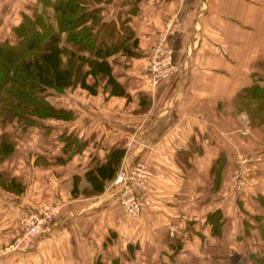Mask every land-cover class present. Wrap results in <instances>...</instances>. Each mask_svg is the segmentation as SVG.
Returning <instances> with one entry per match:
<instances>
[{"label":"crops","instance_id":"0c3cea01","mask_svg":"<svg viewBox=\"0 0 264 264\" xmlns=\"http://www.w3.org/2000/svg\"><path fill=\"white\" fill-rule=\"evenodd\" d=\"M36 1L8 5L13 19L0 25V38L16 40L12 27ZM120 1L107 12L127 19L140 51L110 57L128 95L83 88L90 104H63L76 115L62 125L82 140L78 151L73 143L63 149L54 124L17 130L14 150L0 162V249L41 201L64 208L33 249L0 264H225L256 248L243 219L264 212L257 198L264 194V122L253 123L237 103L245 88L264 83V0H136L135 10ZM176 15L180 26L168 38L176 70L157 83L146 74L150 48ZM115 146L125 148L115 174L136 158L152 168L139 217L123 213L114 193L83 192ZM239 157L243 191L234 205ZM215 209L223 212L219 233L207 221Z\"/></svg>","mask_w":264,"mask_h":264},{"label":"trees","instance_id":"16d2710c","mask_svg":"<svg viewBox=\"0 0 264 264\" xmlns=\"http://www.w3.org/2000/svg\"><path fill=\"white\" fill-rule=\"evenodd\" d=\"M103 10L96 0H37L32 12H23L21 21L12 27L16 40L0 38V162L17 144L16 137L7 128L15 120L21 130L49 122L51 118L72 120L75 114L71 108L51 100L53 88L80 85L96 93V80L102 77L104 89L128 95L115 77L109 57L120 50L130 54L129 42L121 46L115 43L117 46L111 48L104 42V36L121 33L123 41L132 36V28L126 18L106 19ZM259 65L264 70V59ZM89 75L95 77L94 82L88 80ZM237 110H246L252 122H264V83L256 81L245 88L240 93ZM66 132L62 131L59 136L64 138ZM71 138L66 137L64 150L70 149ZM82 144L74 145L71 152L81 149ZM124 153V147L111 148L105 163L97 167L99 175L91 177L92 186L85 192L102 191L105 181L114 176ZM6 179L1 177V182L5 183ZM257 198L264 206V194ZM207 221L212 231L219 233L224 221L222 210L210 211ZM243 225L246 235H253L256 230L259 248L247 256L229 258L226 264H264V212L245 217Z\"/></svg>","mask_w":264,"mask_h":264},{"label":"rangeland","instance_id":"374dc122","mask_svg":"<svg viewBox=\"0 0 264 264\" xmlns=\"http://www.w3.org/2000/svg\"><path fill=\"white\" fill-rule=\"evenodd\" d=\"M15 0H9V1H6V0H0V8H2V10H0V25H4V26H9L11 24V19L12 18V14L11 16L8 15L10 14L9 12L12 11L11 8L8 9V5H12V4H15L16 2H14ZM120 1V0H119ZM117 1V2H119ZM114 0H96V3L98 4H101L103 6V14H104V17L107 19V18H112V17H115V16H110L111 14H109L107 11L108 10H111L110 7L113 6L114 4ZM116 2V4H117ZM120 2H123V3H127L128 4V7L130 9H133L135 10L137 8V1L136 0H123V1H120ZM134 2V3H133ZM12 3V4H11ZM115 6V4H114ZM8 10V11H7ZM7 11V13H6ZM111 13V11H110ZM116 13L117 14H120L119 11L117 12L116 10ZM122 18V17H121ZM124 19V18H123ZM171 26L168 27L167 29H162L159 33H158V37L156 38L155 42L153 43V45L151 46L150 48V57H148L149 61H148V68H150L152 70L153 67L157 68V69H154L155 73L158 75H161L164 70L163 68L157 66L156 64V60L159 58V57H162V56H166L170 59H168L170 61V63L174 64L173 63V49L172 47L169 45L168 43V38H169V34L177 29L179 26H180V20L178 18V16L176 15L175 16V19H173V21H171ZM3 23V24H2ZM119 25V24H118ZM124 26V25H122ZM131 27V26H130ZM125 32V31H124ZM133 32V31H132ZM128 33V32H127ZM132 36L130 35V37L126 40H123L122 41V36H121V33L118 34H114V36H110V35H105L104 36V42L107 43L108 46H113V47H116L117 45L115 43H117L118 45H124L125 42H129V45H130V54H137V53H140V51L138 49H135L136 48V39L133 35V33H131ZM4 35V34H2ZM126 35V34H125ZM120 38V39H118ZM116 41V42H114ZM155 47H156V50H155ZM112 48V47H111ZM110 49V48H109ZM119 52H124L122 50H120ZM111 57V55H110ZM109 57V58H110ZM122 58L121 56L117 55L116 58ZM114 59V58H112ZM123 59V58H122ZM159 65V64H158ZM159 67V68H158ZM175 71V70H174ZM153 72V71H152ZM173 72V71H172ZM171 73V72H170ZM159 79V78H158ZM158 79H157V83H158ZM88 80L89 81H92L94 82L95 81V77L92 76V75H89L88 76ZM97 92L98 91H101L103 88H104V79L102 77L98 78L97 80ZM51 94H50V98L53 102H55L57 105H63L64 103H69V101H73V102H77L78 104L80 102H82V104L84 106H86V104H90L86 98H88V95L85 94L84 97H82V92L83 91V87H81L80 85H76V86H68L66 88H53L51 90ZM87 93V92H86ZM86 97V98H85ZM78 106V105H77ZM78 108V107H77ZM73 114H75L74 110H73ZM76 114L78 115L79 112H76ZM76 117V115H74V117L72 118V120H74ZM50 125L54 124V128L55 130L53 131L54 133L60 135L62 132L61 131H64V130H67V128H63V119H48ZM55 120V121H53ZM52 121V122H50ZM15 123H10L8 126L9 128L11 129V132L14 134V136L16 135V132L17 130H20L19 127H17L16 125V120L14 121ZM254 123V122H253ZM256 124L260 125L259 123L255 122ZM43 125H46V123H43ZM58 125V126H57ZM27 130V129H26ZM27 135V134H25ZM28 136V135H27ZM66 137H72V143L75 145V147H79L81 145V142L82 140L79 139L78 135L75 133V135L73 133H68L66 132L65 136H64V139H66ZM74 137V138H73ZM255 155V154H254ZM251 156V154L249 155ZM243 158V157H239L238 158V162L235 166V169H234V172L232 173V178H233V181L235 182V186H238L235 188L232 187V200H234V205L237 203L235 202V200L238 198L239 195H242L241 191H243L239 185H242L243 181H244V176L242 175L243 172H244V168H242V166H240V162L239 160ZM139 161H143L145 164L147 163V161H145L144 159H139V158H136L130 162H128L127 165H120V167H118V171L116 172V174L114 175V177L110 178V179H107L104 183V191H107V192H111V193H114L117 201H118V204L119 206L121 207L122 209V212L125 213L126 215L128 216H131V217H139L142 215L143 213V209L146 205H148L149 203H144L142 205V208L140 209L139 213L137 215H132L130 213H128L125 209V206L121 203L120 199H119V193L120 192H124V191H128V186L126 185L125 187L124 186H121L119 190H115L116 189V185L118 183H115V179H116V176H118V174L123 170V169H126V167H130L134 164H136L137 162ZM250 162H253V161H250ZM147 167L152 170V168L150 166H148L147 164ZM91 182L93 181V179H91V177L89 176ZM79 179H77L78 181ZM80 187L83 186L82 182L80 181ZM92 184V183H91ZM90 186V185H89ZM82 189V188H80ZM90 190V189H89ZM84 193L86 194H96L98 192H94V191H88V192H85V190H83ZM143 194V191L142 190H139V193H138V198L140 197V195ZM144 197H147L146 194L144 193ZM142 199V198H141ZM50 205V203L48 201H41L40 204L38 203L36 205V208L32 211V212H29L28 214H25V215H22L20 217V223L22 224V231L21 233H19L12 241H10L7 245H3L4 247H2L0 249V260H6L8 257L7 254L9 253H12V252H17V251H28V250H31L33 249L35 246H36V243H37V239L38 237H40L41 235H43L44 233H46L49 230H51V228L53 227L57 217L60 215V213L63 211V208H64V204L63 203H57V202H53L52 205ZM41 206V207H40ZM43 206L47 207L48 208H43ZM40 207V208H39ZM40 210L42 211V213L45 212V214H49L48 217H50L51 220L50 221V224L48 226H44V228L40 229L38 228V224L36 223V220L34 219V215L32 213H36L37 211L40 212ZM40 214V215H41ZM40 229V230H39ZM39 230V231H38ZM254 234L253 235H247V239L249 240V242L252 244V247L254 248V245H256V249L259 248V245L257 240H258V237L256 236L255 232L256 230H253ZM252 237L255 239L253 240ZM259 241V240H258ZM262 245V244H261ZM204 246V245H203ZM201 247L203 248L202 251L205 250L204 247ZM238 255H235L233 258H236ZM227 262H225L226 264Z\"/></svg>","mask_w":264,"mask_h":264},{"label":"built area","instance_id":"2783aa9c","mask_svg":"<svg viewBox=\"0 0 264 264\" xmlns=\"http://www.w3.org/2000/svg\"><path fill=\"white\" fill-rule=\"evenodd\" d=\"M156 50V47H155ZM166 56L159 57L156 60L157 66L163 68L164 72L161 75H158L155 73L154 69H157L155 67L147 69V73L151 75L154 80H157L163 75L169 74L170 72L176 70V67L174 64L170 63V59ZM159 64V65H158ZM158 67V68H159ZM153 71V72H152ZM151 176V170L147 167V165L143 161H139L136 164L126 167V169H123L118 176H116L115 183H118L116 185V191L120 189L121 186H128V191H122L119 193V199L121 203L125 206V209L128 213L132 215H137L142 208V205L144 203H149V199L147 197H144V189L146 188V185L150 179ZM139 190L143 191V194L140 195L138 198ZM142 198V199H141ZM50 206V205H48ZM43 206V208H48ZM40 212L33 213L34 219L36 220V223L38 224V228L42 229L44 226H48L50 224V217L49 214H45ZM41 214V215H40ZM39 229V230H40ZM38 230V231H39Z\"/></svg>","mask_w":264,"mask_h":264}]
</instances>
